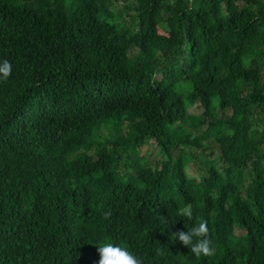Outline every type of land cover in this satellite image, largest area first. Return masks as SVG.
I'll use <instances>...</instances> for the list:
<instances>
[{
    "label": "trees",
    "instance_id": "trees-1",
    "mask_svg": "<svg viewBox=\"0 0 264 264\" xmlns=\"http://www.w3.org/2000/svg\"><path fill=\"white\" fill-rule=\"evenodd\" d=\"M116 1L0 0V264H264V0Z\"/></svg>",
    "mask_w": 264,
    "mask_h": 264
},
{
    "label": "clouds",
    "instance_id": "clouds-1",
    "mask_svg": "<svg viewBox=\"0 0 264 264\" xmlns=\"http://www.w3.org/2000/svg\"><path fill=\"white\" fill-rule=\"evenodd\" d=\"M12 75V65L8 60L0 61V82H6ZM179 215L194 219L190 206L179 210ZM105 218L110 217L111 212L104 213ZM175 240H179L191 253L199 258L200 256H211L214 254V246L208 227V221L202 218H195L191 228L187 231H179L173 234ZM99 254L98 264H143V260L129 251L126 247L105 242L97 246Z\"/></svg>",
    "mask_w": 264,
    "mask_h": 264
},
{
    "label": "rangeland",
    "instance_id": "rangeland-1",
    "mask_svg": "<svg viewBox=\"0 0 264 264\" xmlns=\"http://www.w3.org/2000/svg\"><path fill=\"white\" fill-rule=\"evenodd\" d=\"M126 2L127 1H125V0L116 1L115 6H114V10L119 11L122 7H124ZM123 15L127 20H129V16H127L125 13H123ZM191 112H193L195 114H199L201 112V110H199L196 107H193V108H191ZM141 151H142V154L148 155L151 159L155 158L156 156H158L160 154L159 147L153 141L148 142L142 148ZM208 153H212L211 156L214 157L218 154V149L217 148L210 149V150H208Z\"/></svg>",
    "mask_w": 264,
    "mask_h": 264
}]
</instances>
